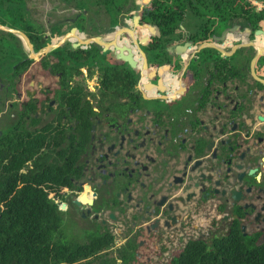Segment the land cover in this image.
<instances>
[{"label": "flooded vegetation", "instance_id": "obj_1", "mask_svg": "<svg viewBox=\"0 0 264 264\" xmlns=\"http://www.w3.org/2000/svg\"><path fill=\"white\" fill-rule=\"evenodd\" d=\"M19 40L23 58L0 77V143L39 136L48 161L68 160L49 193L66 230L112 233L103 252L123 261L115 245L132 246L129 264H172L189 241L264 242V83L250 61L242 73L234 52H189L124 96L101 82L121 66L69 63L60 53L73 52L70 40L30 57Z\"/></svg>", "mask_w": 264, "mask_h": 264}, {"label": "trees", "instance_id": "obj_2", "mask_svg": "<svg viewBox=\"0 0 264 264\" xmlns=\"http://www.w3.org/2000/svg\"><path fill=\"white\" fill-rule=\"evenodd\" d=\"M61 1L73 9L67 22L92 35L109 32L134 14L142 23H150L154 32L147 31L140 42L147 55L149 74L177 69L180 57L176 47L187 40L192 43L210 40L226 26H235L246 39H252L256 30L264 29V0H144L138 12L134 11L139 9L140 0ZM0 22L25 31L37 49L46 45L51 36L67 30L64 21L58 20L45 36L47 28L31 15L27 0H0ZM72 51L65 52L63 48L61 58L81 67L106 63L121 66L122 69L112 70L115 77L108 81L102 78L101 82H107L110 91L136 95L141 60L130 64L96 44L76 46ZM254 51L253 46H242L234 52L233 58L237 57L242 73L247 72ZM205 52L218 53L216 48L206 47L198 54ZM23 56L19 37L0 29V77H7L13 63ZM262 63L263 55L257 61ZM40 147L39 136L29 142L22 133L16 134L12 141L4 136L0 143V264H75L79 258L88 257L89 264H129L125 261L134 254L132 246L115 249L116 257L123 261L103 252L116 243L112 233H89L84 239L66 231L59 204L49 193L59 188L68 160L63 158L62 166L50 162L49 152ZM172 264H264V242L252 244L232 237L208 247L201 241H189Z\"/></svg>", "mask_w": 264, "mask_h": 264}, {"label": "water", "instance_id": "obj_3", "mask_svg": "<svg viewBox=\"0 0 264 264\" xmlns=\"http://www.w3.org/2000/svg\"><path fill=\"white\" fill-rule=\"evenodd\" d=\"M143 4L144 0L141 2L139 9L135 10L134 12L140 11V9L143 7ZM74 20L75 18H71V21ZM125 22L127 23V25L122 24L115 27L109 32L93 35L85 31H80L77 26H71L69 30H66L63 34L59 36L58 40L54 42L49 41L48 43H46V45L37 50L32 47V42L30 41L25 31L19 28L5 25L1 22L0 29L15 34L22 40L23 43L30 47L31 51L28 53V56L30 57L47 53L52 49H55L56 47L62 45L68 40L72 42L73 46L85 47L87 45L93 44L99 45L102 50L111 51L112 54H114L118 58L125 60L126 62H129L130 64H134V62L138 60L136 57H134L137 56L135 52L137 51L142 57V69L140 71V80L144 81V79H147L149 82H151L150 76H147L149 75L147 74L148 59H146L145 51L140 47V42L144 41L145 33L147 31L154 32L155 29L150 23H142L137 14H134L129 19H125ZM234 33H236L237 35V42H234L230 50L225 51L222 48L223 43ZM75 34L81 35L85 41L82 42L77 37H74ZM259 34H261L263 38L262 42H258V40H256V36H258ZM102 38L106 40V43L101 41ZM129 38L132 40V42ZM242 46H253L255 48V53L250 60L251 73L254 77L264 83V78L259 77L254 71L255 61L264 49V29L256 30L255 37L253 39H246L242 37L241 31H236L235 26H226L220 34H214L210 40H205L197 44H194L192 43V41L187 40L181 44H178L176 47V51L179 54V57H182L184 59L186 57V54H188L189 52H199L200 50L206 47H213L218 49L222 53L232 54L236 51L237 48ZM185 49H188L187 53ZM185 66L186 60L182 64V67Z\"/></svg>", "mask_w": 264, "mask_h": 264}, {"label": "rangeland", "instance_id": "obj_4", "mask_svg": "<svg viewBox=\"0 0 264 264\" xmlns=\"http://www.w3.org/2000/svg\"><path fill=\"white\" fill-rule=\"evenodd\" d=\"M27 7H28L31 15L34 17V19L37 20L38 22H40L41 24H43L45 27H47V25L49 23H51L53 21H58V20L64 21V27L67 30H69V28L71 26H74V25L69 24L67 22L69 19V16L73 12V9H70L69 7H67L64 4V2H62L61 0H27ZM123 25H127V23H125ZM80 31H82V30H80ZM59 36L60 35L53 36L51 38V40H49V41L54 42V41L58 40ZM222 48L225 49L224 47H222ZM135 52H136L137 56H134V57L139 59L141 57V55L139 54V52H137V51H135ZM78 226L77 227L74 226L75 230H76V228H78ZM64 228H65V226H64ZM66 231L68 233L70 232V231H68V229ZM115 247L117 248V245H115ZM114 252L112 251L111 253L113 254Z\"/></svg>", "mask_w": 264, "mask_h": 264}, {"label": "crops", "instance_id": "obj_5", "mask_svg": "<svg viewBox=\"0 0 264 264\" xmlns=\"http://www.w3.org/2000/svg\"><path fill=\"white\" fill-rule=\"evenodd\" d=\"M142 1L143 0H140V3ZM254 2L257 4L258 7L260 6V3L258 1H254ZM254 37H255V35H254ZM235 38H237L236 33L232 34L230 38H228L226 41H224L223 47L225 48L224 49L225 51L230 50V48L232 47V45L234 44V42H237ZM256 40H258V42H262L263 38H262L261 34H259L258 36H256ZM194 44H197V43H194ZM191 48H193V47H191ZM187 51H188V49H186V53H187ZM254 53H255V51H254ZM260 55H263L264 56V49L262 50V53Z\"/></svg>", "mask_w": 264, "mask_h": 264}, {"label": "bare ground", "instance_id": "obj_6", "mask_svg": "<svg viewBox=\"0 0 264 264\" xmlns=\"http://www.w3.org/2000/svg\"><path fill=\"white\" fill-rule=\"evenodd\" d=\"M74 37H77V38H78L80 41H82V42L85 41V40L82 38V36H78V35L75 34ZM185 51H186V50H185Z\"/></svg>", "mask_w": 264, "mask_h": 264}]
</instances>
